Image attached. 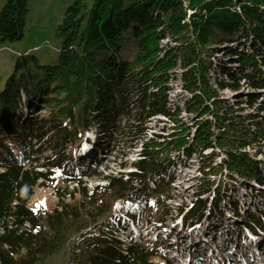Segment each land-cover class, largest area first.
Listing matches in <instances>:
<instances>
[{
	"label": "trees",
	"instance_id": "trees-1",
	"mask_svg": "<svg viewBox=\"0 0 264 264\" xmlns=\"http://www.w3.org/2000/svg\"><path fill=\"white\" fill-rule=\"evenodd\" d=\"M28 2L6 0L0 43L24 38ZM55 35L56 61L18 56L0 92V264H46L65 245L68 264H173L163 249L125 246L116 226L144 213L152 199L154 221L168 220L173 190L157 180L195 154L196 198L218 194L212 210L208 199L197 200L185 227L207 210L222 212L224 177L264 186L257 160L264 154V99L255 116H243L219 96L230 86L224 78L243 76L253 90H264V0H75ZM246 41L252 48L239 50ZM218 44L239 45L225 53L238 69L222 63L214 72ZM172 82L184 94L179 104L169 96ZM249 97L251 106L263 98ZM153 121L160 133L149 137ZM91 133L98 148L106 139L140 148L134 171L103 175L83 165L76 168L89 173L68 172ZM87 176L106 184L90 189ZM49 188L59 201L33 212L36 191ZM246 227L256 232L263 220L250 216Z\"/></svg>",
	"mask_w": 264,
	"mask_h": 264
},
{
	"label": "rangeland",
	"instance_id": "rangeland-1",
	"mask_svg": "<svg viewBox=\"0 0 264 264\" xmlns=\"http://www.w3.org/2000/svg\"><path fill=\"white\" fill-rule=\"evenodd\" d=\"M74 1L29 0L24 38L15 43H0V92L4 90L7 79L14 73L18 56L31 54L41 59L47 58L56 61L59 55L60 40L55 33L63 20L65 10ZM5 4L6 0H0V11ZM243 44L240 47L234 44L232 46L228 44L215 46L219 51L212 58L214 72L220 69L222 63L226 64L227 67H237L234 69H238L239 64H232L238 60L230 59L225 53L226 49L239 47V50L243 51V49L252 48V45L250 46L247 41ZM224 81L228 82L230 86L220 91L219 96L224 99L226 104L233 108L237 114L255 116L258 106L264 99V90H253L243 76L238 78L237 82L229 81L227 78H224ZM169 85L172 89L169 94L170 99L179 104L184 96L181 93L180 83L172 82ZM234 85H238V88L232 89L231 87L234 88ZM250 95H260L263 98L251 106L248 103ZM22 101L23 103L27 102L25 96L22 97ZM38 112L40 113H37V116H41V108ZM23 113L26 114L25 109ZM182 117L187 119L188 115L182 113ZM150 125L152 130L148 134L149 137H152L154 133H160L159 129L155 127L157 125L155 121ZM100 143L103 147L98 148V143H96L90 151H87V147L82 148L81 146L77 153L71 157L72 165L68 172L80 170L81 173H89L88 170L76 168V166L83 165L87 168L93 166L95 168L93 170L103 175L132 171L130 164L139 159L140 148L123 149V146L109 139L101 140ZM247 151L250 152V156L255 153V150ZM261 152H264V147ZM205 153L207 154L209 151ZM223 157L220 155V159L217 160L218 163ZM257 160L262 162L261 168L264 171V154H258ZM200 162L201 157L198 154L193 155L191 159L183 158L176 166L166 171L162 178L157 180L170 184L173 190L172 196L165 202L170 213L168 220H163L165 221L163 223L154 221L155 210L152 199L149 201L148 209L144 213L140 209L135 219L123 218L122 229L117 230L118 239L127 243L132 242V245L147 251L153 250L154 247L163 249V254L173 261V264H264V186L259 187L236 175H232L234 181L231 180L232 178L224 177L226 187H222L220 195L223 192L227 196L219 204L222 212L211 213L207 210L203 219L199 222L191 221V228L185 227V217L195 202L199 199H208V209L212 210L213 196L218 194H215L213 189L207 196L196 198L197 187L200 184L198 178L201 177L199 173ZM224 173L227 174L226 171ZM85 179H88L90 189L97 185L104 186L106 184L101 179L93 180L89 176ZM150 186L153 187V182H150ZM36 192L37 195L32 202L33 206L42 205L40 203L43 202L49 210L55 207L54 193L50 188L39 189ZM230 203H237V208L229 206ZM113 210L118 214L120 203H114ZM250 216L261 218L263 228H257L256 232L247 228L246 221ZM127 237H135V240H126ZM68 261L69 246L65 245L51 256L46 264H68Z\"/></svg>",
	"mask_w": 264,
	"mask_h": 264
}]
</instances>
